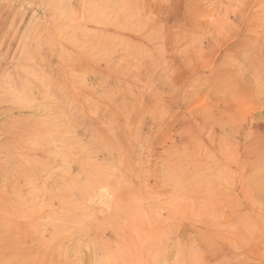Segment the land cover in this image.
I'll list each match as a JSON object with an SVG mask.
<instances>
[{"label":"rangeland","instance_id":"374dc122","mask_svg":"<svg viewBox=\"0 0 264 264\" xmlns=\"http://www.w3.org/2000/svg\"><path fill=\"white\" fill-rule=\"evenodd\" d=\"M256 129L264 0H0V264H264Z\"/></svg>","mask_w":264,"mask_h":264},{"label":"bare ground","instance_id":"6f19581e","mask_svg":"<svg viewBox=\"0 0 264 264\" xmlns=\"http://www.w3.org/2000/svg\"><path fill=\"white\" fill-rule=\"evenodd\" d=\"M208 116V115H207ZM217 116V115H216ZM217 119H215V120H211V116H210V120H209V118L207 119V120H205V119H203V121L202 122H200L199 124H200V126L201 127H203L205 130H208V131H210L211 133H213V131H214V129H216V126H218L219 125V122L220 121H225L226 119L224 118V120H223V118L221 117V115L220 116H218V117H216ZM214 119V118H213ZM205 120V121H204ZM191 124V123H190ZM192 125V124H191ZM193 126V125H192ZM255 126V125H254ZM195 126H193V128H194ZM197 127V126H196ZM195 127V128H196ZM256 127H254V129H255ZM199 129V128H198ZM191 130V129H190ZM257 130V129H256ZM192 131H194V130H192ZM259 131V132H258ZM256 133L257 134H259V135H261V138H262V140H260V141H262V142H259V140H258V144H259V147H258V149L256 150V154H258L257 155V162L258 163H256V171H258L259 172V176H256L254 179L252 178V177H250V179H253L252 181L254 182V183H257L258 185H261L263 188L262 189H260V190H262V192H261V194H262V197H264V130H257L256 131ZM213 135V134H212ZM257 142V141H256ZM256 142H255V145H256ZM252 146H254V145H252ZM257 146V145H256ZM255 147V146H254ZM254 149V148H253ZM254 153V152H253ZM191 154V153H190ZM189 153H185L184 154V157H185V159L187 160L188 159V157H189V155H190ZM255 154V153H254ZM252 155V154H251ZM187 164V163H186ZM253 165V164H252ZM183 168V167H182ZM181 168V169H182ZM185 172H187V171H185ZM174 173H175V178H176V181L177 180H179L180 179V176H179V167H177V166H175V168H174ZM221 173H223V176H228V174H226V172L224 171V172H221ZM181 174V173H180ZM216 174L217 173H215V172H213V173H210L208 176H206V178L205 179H203V186H215V185H217L218 184V182L220 183V181L222 180V179H219V175L218 176H216ZM220 174V173H219ZM253 174V173H252ZM2 176V175H1ZM184 176V175H183ZM249 177V176H248ZM39 182H41V180L39 181ZM178 182V181H177ZM185 182V181H184ZM191 182V181H190ZM244 182H246V180L244 181ZM249 182H251V181H249ZM253 182H251L252 184H253ZM186 183V182H185ZM185 183H183L184 185H185ZM194 183H195V181H194ZM194 183H193V180H192V183H190V184H188V187L190 186V187H193L194 188V186H196V184L194 185ZM248 183V182H247ZM251 183H249V184H251ZM180 185H181V183H179ZM242 184V183H241ZM249 184H247V185H249ZM187 186V185H186ZM242 186V185H241ZM254 186V185H253ZM249 187H251L250 185H249ZM256 187V186H255ZM248 188V187H247ZM260 188V187H259ZM89 190H90V193L92 194V193H95V194H101V192L99 193L96 189H97V186L96 185H93V186H91V187H89L88 188ZM103 194V193H102ZM104 198V197H103ZM103 200V199H102ZM90 203V202H89ZM106 203H108V202H106ZM100 204H101V202H100ZM40 212V211H39ZM36 214V213H35ZM41 215V214H40ZM38 217V216H37ZM231 217V216H230ZM241 217V219H242V226L241 227H239V230L235 233V237H237V236H240V235H242V238H243V240H245V242H246V244H248V242L250 241V239H249V237H248V235L247 234H249L250 233V227L248 228V227H246L249 223H251L252 222V220L250 219V216H249V214L247 213H245L244 215H241L240 216ZM39 219V218H38ZM31 231V230H30ZM39 234V233H38ZM247 239H248V241H247ZM212 241V240H211ZM227 244H229V243H227ZM217 245V246H216ZM215 246H216V248L214 247V249L216 250V252L213 254V256H214V258H215V260H218L220 257H222L223 259H225V260H228V261H234L235 262V260H237L238 262H239V264L240 263H242V262H244L243 260H242V258H245L246 256H244V254L243 253H239L238 252V248L237 247H235V246H229V245H226L225 244V247H220L219 248V246H218V244H216ZM30 245H28L27 243H26V241H22L21 242V244L19 245V252H21L22 250L23 251H25V250H29V247ZM248 246V245H247ZM213 247V246H212ZM239 248L242 250V251H244L245 252V250H243L241 247H240V245H239ZM25 249V250H24ZM28 252V251H27ZM246 253V252H245ZM28 255V254H27ZM224 255V256H223ZM248 258V257H247ZM221 259V258H220ZM28 262V261H27ZM248 263V262H247ZM27 264V263H26Z\"/></svg>","mask_w":264,"mask_h":264}]
</instances>
